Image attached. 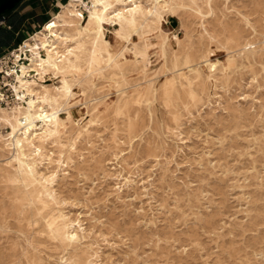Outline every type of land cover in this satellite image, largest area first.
Listing matches in <instances>:
<instances>
[{"label": "rangeland", "instance_id": "rangeland-1", "mask_svg": "<svg viewBox=\"0 0 264 264\" xmlns=\"http://www.w3.org/2000/svg\"><path fill=\"white\" fill-rule=\"evenodd\" d=\"M138 1L106 26V45L76 18L54 20L64 60L41 69L31 44L69 0L44 21L26 0L3 16L20 33L2 55L23 42L33 54L22 100L11 90L0 103V264H264V0ZM47 94H58L56 130L9 139L7 120L32 117L30 103L51 111ZM14 152L42 174L35 191Z\"/></svg>", "mask_w": 264, "mask_h": 264}, {"label": "bare ground", "instance_id": "bare-ground-1", "mask_svg": "<svg viewBox=\"0 0 264 264\" xmlns=\"http://www.w3.org/2000/svg\"><path fill=\"white\" fill-rule=\"evenodd\" d=\"M18 0H0V17L1 15L6 12L8 9H10ZM75 1H80V0H69L68 3H66L65 5H62L61 6V11L58 12V15L56 17H54V19L52 21H48L47 23H45L44 25V28L42 29L41 31V34L40 36H38L39 39H42L43 40V45L41 48L38 47V44H36L35 42L34 43H30L31 46L34 47V51L38 50V51H41V52H37V56L38 58H40V61L42 62H38L39 60L35 61L34 63V66L35 67H41L43 68L44 67H48V65H46V63H50L52 61V59H57V58H64V56H62L61 54L59 55V52L57 51V49L59 47H57V45L55 44H52L51 40L52 39L53 41H59V42H62V41H65L66 38L63 37V36H60L59 34H56L53 30L54 28L56 27L55 23H54V20L57 21V22H64V17H65V14L68 15V17L72 20L73 18H76V25H75V29L77 31V33L80 34V32H84V33H87V34H90L92 35L93 39H92V45H94L95 47L98 45V43L102 40L104 43L106 42L107 38L105 37V30L106 29V26H109V27H113L115 28V23L116 22H119L120 21V25L122 26L123 24H125V22L127 23L126 21V15L124 14H133L136 12V10H138L137 8L139 6L132 4L130 5L131 7H128L127 4L129 3L130 0H92L93 2V9L89 10V13L88 14H78L77 12L75 13V11L73 10V2ZM134 1V0H133ZM138 1V0H137ZM85 2V1H84ZM139 2V1H138ZM87 3V1L85 2V4ZM137 3V2H136ZM76 4V3H75ZM80 5V4H79ZM129 5V4H128ZM139 5V4H138ZM76 6V5H75ZM83 6V5H82ZM92 7V6H91ZM114 7H120V9H115ZM144 7V6H143ZM141 7V8H143ZM115 9L116 11H111L112 9ZM141 8L139 10H141ZM85 9H86V6H85ZM87 10V9H86ZM143 11L145 10L144 8L142 9ZM151 10V9H149ZM154 11V10H153ZM138 12V11H137ZM147 12V11H146ZM151 12V11H150ZM87 13V12H86ZM144 13V12H143ZM146 14V13H145ZM130 15V16H131ZM144 16V15H143ZM145 17V16H144ZM143 17V18H144ZM161 17V16H160ZM66 18V17H65ZM129 18V17H128ZM142 18V19H143ZM146 18V17H145ZM149 18V17H148ZM147 18V19H148ZM60 19V21H59ZM130 19V18H129ZM159 19V18H158ZM74 20V19H73ZM132 20V19H131ZM142 21V20H141ZM122 22V23H121ZM138 22V21H137ZM145 22V20H144ZM143 22V23H144ZM148 22V21H147ZM142 23V25H143ZM164 23V21H163ZM133 24V22L131 23ZM160 24V23H159ZM162 24V23H161ZM64 25V24H63ZM138 25V24H137ZM141 25V26H142ZM61 26V25H60ZM72 26V25H71ZM65 27V25H64ZM129 27V26H128ZM165 27V26H164ZM72 28V27H71ZM117 29V28H115ZM139 29V28H138ZM128 30V29H127ZM109 32V34L111 33V30H107ZM116 31V30H114ZM165 31V30H164ZM75 32V31H74ZM137 32V31H136ZM76 33V34H77ZM83 33V35H84ZM119 33V32H118ZM75 34V33H74ZM75 34V35H76ZM82 34V33H81ZM115 34H117V31L115 32ZM124 34V33H123ZM134 34V33H132ZM118 35V34H117ZM35 36V35H33ZM33 36L31 37L33 39ZM65 36V35H64ZM78 36V35H77ZM113 36V34H112ZM72 37V36H71ZM117 37V36H115ZM122 37V36H121ZM174 37V36H173ZM37 38V37H36ZM119 38V37H118ZM38 39V40H39ZM122 39V38H121ZM126 39V38H125ZM38 40H35L36 42ZM108 40H112V38L110 37ZM117 42V41H116ZM122 42V41H121ZM54 43V42H53ZM58 43V42H57ZM107 43V42H106ZM105 43V45H106ZM59 44V43H58ZM65 45V43L63 44V46ZM30 45L29 43L25 44V48H28ZM93 46V47H94ZM125 46V45H124ZM79 47V46H78ZM92 47V48H93ZM94 47V48H95ZM102 47V45H101ZM125 48V47H124ZM78 49V48H77ZM60 50V49H59ZM73 50V49H72ZM71 50V51H72ZM65 52V51H64ZM73 52V51H72ZM71 52V53H72ZM76 52V51H74ZM115 52V51H114ZM32 53V52H31ZM36 53V52H35ZM67 53V52H66ZM78 53V52H77ZM91 53H94V50L91 52ZM119 53V52H118ZM125 53V52H124ZM128 53V52H127ZM33 54V53H32ZM64 54V53H63ZM95 54V53H94ZM100 54V53H99ZM105 54V53H104ZM131 54V53H130ZM134 54V53H133ZM74 55V54H73ZM81 55V54H80ZM89 58H92L93 57V54H89ZM101 55V54H100ZM120 55V54H119ZM36 56V57H37ZM54 56V57H53ZM97 56V55H96ZM102 56V55H101ZM100 56V57H101ZM75 57V55H74ZM84 57V55H83ZM35 58V57H34ZM62 58V59H63ZM68 59V58H67ZM72 59V58H71ZM64 60V59H63ZM66 60V59H65ZM83 60V59H82ZM82 60H79L82 62ZM99 60V59H98ZM123 60V59H122ZM61 60H59L58 62H60ZM67 61V60H66ZM66 61L64 62L66 64ZM71 61V60H70ZM54 62V61H53ZM31 63V62H30ZM56 63V62H55ZM52 64L51 67L53 66H56V64ZM62 63V61H61ZM69 63V62H68ZM131 63V62H130ZM63 64V63H62ZM77 64V63H76ZM91 64V63H90ZM126 64V63H125ZM26 64L24 65H21V66H25ZM29 65V64H28ZM32 65V64H31ZM70 65V64H69ZM122 65V64H121ZM58 66H61V65H58ZM68 66V65H67ZM80 66V65H79ZM120 66V65H119ZM71 67V66H70ZM69 67V68H70ZM116 67V66H115ZM121 67V66H120ZM57 68V67H56ZM68 68V69H69ZM32 69V68H31ZM35 69V68H33ZM37 69V68H36ZM62 69V68H61ZM89 69V67H88ZM115 69V68H114ZM65 70V69H64ZM30 71V69H29ZM61 71V70H60ZM66 71V70H65ZM27 72V70H21L20 68V75L22 74H25ZM31 72H36V70H31ZM44 72V71H43ZM50 72V71H49ZM52 72V71H51ZM56 72V71H55ZM54 72V73H55ZM38 73H40L38 71ZM47 73V72H46ZM42 74V73H41ZM18 72H16V81H17V77H18ZM37 75V72L36 74ZM48 75V74H47ZM51 75V74H50ZM40 76V75H39ZM75 76V75H74ZM26 77V76H24ZM198 77V76H197ZM38 78V77H37ZM41 78V76H40ZM50 78V76H49ZM62 78V77H61ZM28 80V78H27ZM203 80V79H202ZM44 81V80H43ZM42 82V81H40ZM18 83V81H17ZM55 83V82H53ZM62 84L64 86L65 89H62V90H65V93H70V88L66 85L65 81H57L55 84ZM23 83L21 82L20 85H22ZM44 84V83H43ZM25 85V84H23ZM38 85V84H37ZM70 85V84H69ZM18 86L19 84L15 85L14 88H15V91L17 93V95H21V94H18L19 92L21 93L20 89H18ZM39 86H42L41 84H39ZM49 86V85H48ZM28 87V86H27ZM30 87V85H29ZM44 87V86H43ZM62 87V86H61ZM60 87H55V90H59ZM63 88V87H62ZM45 89V88H43ZM49 89V88H48ZM61 89V88H60ZM31 90V89H30ZM40 90V89H39ZM46 90V89H45ZM25 90H23L24 92ZM29 91V90H28ZM49 91V90H48ZM60 91V90H59ZM122 91V90H120ZM30 92V91H29ZM44 92V91H42ZM41 92V93H42ZM50 92V91H49ZM48 92V93H49ZM33 93V92H32ZM61 93V92H60ZM119 93V92H118ZM122 93V92H121ZM44 94V93H43ZM120 94V93H119ZM39 95V94H38ZM41 95V94H40ZM58 94H54V95H50V94H47L46 97L49 101V107L51 109V111L49 113L47 112H44L43 108L40 106V107H35L34 105V102L33 103H30L28 105V114H32V117H29V115H27V117H24V120H17L18 118H15L14 116L11 117V120H7L8 121V124L10 126V134H8V137L10 136L9 139H13L15 141H17V135H21V138L24 140V141H30L31 140V136H35V134H33L34 132H38V131H43V135H42V138L45 140V138L48 137V135H50L51 133H53L54 130H56V126H57V121H58V116H59V104L57 103V96ZM61 95V94H60ZM65 95V94H64ZM116 95V94H115ZM23 96V95H22ZM27 96V94H26ZM29 96V95H28ZM27 96V97H28ZM42 96V95H41ZM44 96V95H43ZM42 96V97H43ZM62 96V95H61ZM37 97V96H36ZM41 97V98H42ZM58 97V96H57ZM22 98V97H21ZM44 98V97H43ZM29 99V98H28ZM37 99V98H36ZM39 99V98H38ZM63 99V98H62ZM60 99V100H62ZM69 99V98H68ZM106 99V98H105ZM31 100V99H30ZM34 100V99H33ZM41 100V99H40ZM25 101V100H24ZM35 101V100H34ZM37 101V100H36ZM45 101V100H44ZM125 101V100H124ZM23 102V101H22ZM38 102V101H37ZM41 102V101H39ZM24 103V102H23ZM66 103V102H65ZM39 104V103H38ZM43 104V102H42ZM59 105V106H58ZM37 106V105H36ZM68 106V105H67ZM48 107V108H49ZM64 107V106H63ZM70 107V106H68ZM20 108V107H19ZM18 109V108H17ZM21 109V108H20ZM45 109V108H44ZM68 109V108H67ZM1 110V109H0ZM4 110V109H3ZM14 110V109H13ZM46 111V110H45ZM6 112V111H5ZM11 112V111H10ZM13 112V111H12ZM19 112V111H18ZM26 113V114H27ZM64 113V112H63ZM62 113V114H63ZM1 114V113H0ZM14 114V113H13ZM20 114V113H19ZM66 114V113H65ZM2 115V114H1ZM8 115V114H7ZM10 115V114H9ZM4 117V116H3ZM6 117V116H5ZM23 118V116H22ZM4 119V118H3ZM7 119V118H6ZM5 121V120H4ZM64 122V121H63ZM67 122V121H65ZM70 122V121H69ZM1 124V123H0ZM26 124L28 127H26ZM61 124V122H60ZM7 125V124H6ZM21 126V128H20ZM28 130H31L30 133H28ZM39 134V133H38ZM38 137V135H36ZM36 137V138H37ZM42 139V140H43ZM8 140V139H7ZM32 141V140H31ZM36 141V140H34ZM32 141V142H34ZM9 142V141H8ZM19 142V141H18ZM21 142H23L21 140ZM25 142V143H26ZM13 143V142H12ZM24 143V142H23ZM24 143V144H25ZM27 144V143H26ZM25 144V146H26ZM43 144V143H42ZM4 145V144H3ZM7 145V144H6ZM12 146H16V144L14 143L11 144V149H12ZM10 147V146H9ZM32 147V146H31ZM37 147V146H35ZM23 148V146H22ZM10 149V148H9ZM17 149V148H16ZM26 149V148H25ZM32 149V148H31ZM34 149V148H33ZM38 149V148H37ZM13 150V149H12ZM30 150V149H29ZM13 152V151H12ZM34 152V151H33ZM39 152V151H38ZM25 153V152H24ZM29 153V152H27ZM30 155V154H29ZM28 156V155H27ZM27 156L23 153L22 154H16L15 152L12 153V157H13V160L16 161V165L18 166L17 168H19L18 170V174L20 176V178L24 181V184H28L30 186H32L33 190L35 191L37 188H36V185L37 184H41V181L43 180V177L38 174L36 172V169H35V165L34 163H31L29 161H27ZM33 156V155H31ZM30 157V156H29ZM35 158H36V155H35ZM30 159V158H29ZM36 163V162H35ZM8 166V165H7ZM11 169V168H10ZM14 170V169H13ZM17 172V171H16ZM51 177V176H50ZM19 178V179H20ZM15 179V178H14ZM18 180V179H16ZM15 183V182H14ZM21 184V183H20ZM23 184V186H24ZM44 184V182H43ZM17 185V184H16ZM15 185V186H16ZM27 187V186H26ZM39 187V186H38ZM22 189V187H21ZM28 189V187H27ZM26 189V190H27ZM20 190V188H19ZM25 190V189H24ZM31 191V190H30ZM29 191V192H30ZM40 191V189H39ZM20 192V191H19ZM28 192V193H29ZM43 192V191H42ZM21 193V192H20ZM36 193V192H35ZM45 193V192H43ZM22 194V193H21ZM30 194V193H29ZM40 194V193H39ZM31 195H32V192H31ZM34 195V193H33ZM45 196V194H44ZM47 196V195H46ZM45 196V197H46ZM48 197V196H47ZM44 198V197H43ZM49 198V197H48ZM47 198V199H48ZM42 199V198H41ZM23 200V198L21 199ZM44 200V199H43ZM51 200V199H50ZM26 201V199H25ZM33 202V201H32ZM52 202V201H51ZM34 208V207H33ZM48 209V208H47ZM47 214V213H46ZM36 215V214H35ZM35 217V216H34ZM67 227V226H66ZM79 228V227H78ZM49 229V228H48ZM51 231V230H50ZM53 234V233H52ZM58 234V233H57ZM55 236V234L53 235ZM61 236L62 238L65 240V241H70L72 239V233L67 229L65 228L64 231L61 233ZM58 241V240H56ZM74 245V244H73ZM64 247V246H63Z\"/></svg>", "mask_w": 264, "mask_h": 264}, {"label": "built area", "instance_id": "built-area-1", "mask_svg": "<svg viewBox=\"0 0 264 264\" xmlns=\"http://www.w3.org/2000/svg\"><path fill=\"white\" fill-rule=\"evenodd\" d=\"M8 28L10 29V27ZM22 46H24V42L22 45H18L17 48H13L11 51L5 53V55L0 56V103L6 102L8 92L11 93V90L15 93L17 99L22 100L18 97L14 88L18 84L16 81V72L20 74L21 65L29 64L28 57L31 55L30 51L27 48H22ZM10 81H14L15 83L12 84ZM18 94L21 93L19 92Z\"/></svg>", "mask_w": 264, "mask_h": 264}, {"label": "crops", "instance_id": "crops-1", "mask_svg": "<svg viewBox=\"0 0 264 264\" xmlns=\"http://www.w3.org/2000/svg\"><path fill=\"white\" fill-rule=\"evenodd\" d=\"M26 1H31V3H29V4H30L31 8H33V11H35V15L32 16L30 19L44 21V18L46 16H48L49 14H51L53 12L54 8H56L57 6L59 8V6L62 3H64L66 0H26ZM19 16H21V14ZM18 19L20 21H22L21 17H19ZM167 21H168L169 25L171 27H173L172 24H171V21L169 19H167ZM25 22H28V19H25L24 23ZM7 23H8V19H7V16H5L0 21V39L1 40H3L4 36L8 35L9 32H12L11 31L12 30L11 26L8 25ZM23 26H25V25H23ZM8 27H10V29ZM19 33H20V31L18 33L14 34L15 35V37H14L15 39L18 36ZM21 35L23 37H25L26 34L22 33ZM8 43L9 42H7V45H5V46L4 45L0 46V54L4 52V49H8L10 47V44H8Z\"/></svg>", "mask_w": 264, "mask_h": 264}, {"label": "trees", "instance_id": "trees-1", "mask_svg": "<svg viewBox=\"0 0 264 264\" xmlns=\"http://www.w3.org/2000/svg\"><path fill=\"white\" fill-rule=\"evenodd\" d=\"M21 1H22V0H21ZM14 7H15V6H14ZM14 7H13V8H14ZM13 8H12V9H13ZM10 10H11V9H10ZM10 10H9V11H10ZM7 12H8V11H7ZM7 12H6V13H7ZM6 13H5V14H6ZM5 14H4V15H5ZM9 21L12 22V18H9ZM171 24H172L173 27L175 26V25H174V24H175V20H174V19H172ZM10 26H11V25H10ZM11 29H13L12 26H11ZM13 38H14V34H12V32H9L8 35L4 36L3 40L0 39V40H1V41H0V46H2V45L5 46V45H7V42H9L8 44L11 45V42H12ZM1 55H2V53L0 54V56H1Z\"/></svg>", "mask_w": 264, "mask_h": 264}, {"label": "water", "instance_id": "water-1", "mask_svg": "<svg viewBox=\"0 0 264 264\" xmlns=\"http://www.w3.org/2000/svg\"><path fill=\"white\" fill-rule=\"evenodd\" d=\"M21 0H18L10 9H12L14 6H16L19 2H20ZM10 9H8L7 11H9ZM6 11V12H7ZM6 12H4L2 15H1V17H0V21L3 19V16H4V14L6 13Z\"/></svg>", "mask_w": 264, "mask_h": 264}]
</instances>
